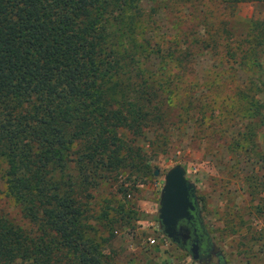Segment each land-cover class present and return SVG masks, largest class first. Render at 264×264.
<instances>
[{
    "label": "trees",
    "instance_id": "16d2710c",
    "mask_svg": "<svg viewBox=\"0 0 264 264\" xmlns=\"http://www.w3.org/2000/svg\"><path fill=\"white\" fill-rule=\"evenodd\" d=\"M140 1L0 0V157L20 214L0 213V264H113L103 252L108 238L87 223L90 188L132 169L135 140L163 125L169 107L188 110L185 120L208 112L207 97L189 86L180 100L172 79L169 88L148 82L142 69L150 58L185 69L204 54L263 73L264 17L213 23L205 34L190 29L193 42L184 47L176 40L151 48ZM124 75L131 83L122 87L116 78ZM256 88L249 110L264 128V101L256 98L264 84ZM258 160L264 169V155ZM192 224L212 255L202 216Z\"/></svg>",
    "mask_w": 264,
    "mask_h": 264
},
{
    "label": "rangeland",
    "instance_id": "374dc122",
    "mask_svg": "<svg viewBox=\"0 0 264 264\" xmlns=\"http://www.w3.org/2000/svg\"><path fill=\"white\" fill-rule=\"evenodd\" d=\"M234 1L141 0L151 48L176 40L184 47L193 42L191 31L205 34L211 32L213 23L229 27L252 16L264 17V4L236 6ZM205 16L208 23H203ZM196 47L191 46L198 51ZM191 65L182 69L174 62L162 67L154 56L143 66L142 74L161 87L169 88L164 82L172 79L180 100L182 89L188 86L193 94L207 97L204 118L200 114L185 120L188 110L179 104L169 107L163 125L145 129L135 140L140 157L132 169L100 180L89 190L87 223L108 238L103 252L113 264L216 263L215 256L194 260L189 250L163 232L158 218L161 188L165 173L177 164L195 186L214 252L225 264H264V169L258 160L264 155V128L249 110L256 85L264 84V70L261 74L246 72L241 66L204 54ZM116 80L122 87L131 83L127 75ZM256 98L264 101V94H256ZM69 167V173L76 176L75 164ZM5 168L0 157V213L19 220L16 203L7 191ZM155 169L158 175L153 174Z\"/></svg>",
    "mask_w": 264,
    "mask_h": 264
},
{
    "label": "water",
    "instance_id": "95a60500",
    "mask_svg": "<svg viewBox=\"0 0 264 264\" xmlns=\"http://www.w3.org/2000/svg\"><path fill=\"white\" fill-rule=\"evenodd\" d=\"M153 174L158 175L159 170L155 169ZM194 196L195 186L186 177L185 169L179 164L171 167L164 175L158 211V218L167 237L173 238L177 233L176 226L180 220H189L193 216L191 211L196 209ZM195 247L194 243L191 253L192 258L197 260Z\"/></svg>",
    "mask_w": 264,
    "mask_h": 264
},
{
    "label": "flooded vegetation",
    "instance_id": "af4514ba",
    "mask_svg": "<svg viewBox=\"0 0 264 264\" xmlns=\"http://www.w3.org/2000/svg\"><path fill=\"white\" fill-rule=\"evenodd\" d=\"M195 200V206L196 209L194 211H191V214L193 215L189 220L182 219L178 222V225L176 226L177 233L173 236V238H169L171 241L176 242L183 246L186 250H189L191 252V249L193 247V244H196L195 250L198 254V260L201 259H210L212 256H215L216 263L215 264H225L223 257L219 253L214 252V247L212 248L213 253L212 255L204 253L202 248L199 245V239L196 236L195 232L192 230V220L193 217L197 214H200L199 208H198V201L196 195L194 196ZM201 215V214H200ZM166 235V234H165Z\"/></svg>",
    "mask_w": 264,
    "mask_h": 264
},
{
    "label": "built area",
    "instance_id": "2783aa9c",
    "mask_svg": "<svg viewBox=\"0 0 264 264\" xmlns=\"http://www.w3.org/2000/svg\"><path fill=\"white\" fill-rule=\"evenodd\" d=\"M150 242H151V243H154V242H155V239H151Z\"/></svg>",
    "mask_w": 264,
    "mask_h": 264
}]
</instances>
